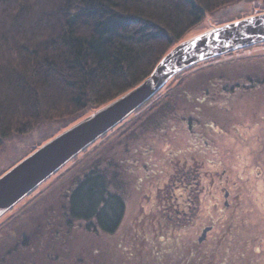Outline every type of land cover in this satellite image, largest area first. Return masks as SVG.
Wrapping results in <instances>:
<instances>
[{
	"label": "rangeland",
	"instance_id": "obj_1",
	"mask_svg": "<svg viewBox=\"0 0 264 264\" xmlns=\"http://www.w3.org/2000/svg\"><path fill=\"white\" fill-rule=\"evenodd\" d=\"M257 6H264V1L239 0L208 13L189 34L237 18ZM239 55L248 53H235L234 57ZM228 59L224 56L210 68L187 71L185 78L189 76V82L183 85L177 86L179 80H172L174 96L159 99L157 109L159 100L150 101L127 118L125 127L119 126L99 139L40 185L36 194H47L43 204L53 207L45 224L51 225L54 237L49 239L51 232L43 230L46 239L42 249L36 246L39 238L36 244L29 240L28 247L22 248L24 264H160L164 260L167 264H184L186 258L193 257L183 253L176 243L199 240L202 226L208 223H213L214 230L201 247L204 264H264V71L252 68L230 76L217 74L219 70L215 69ZM257 60L243 56L242 62ZM249 78L255 81L253 85H249ZM238 82L240 86L230 91ZM152 117L155 119L146 123ZM63 125L62 120L45 122L28 134L7 138L0 150V175L62 130ZM220 147L224 149L222 153ZM219 156L224 161L214 159ZM201 164L230 192L229 206L223 201L224 189L217 187V191L218 183L210 187L206 183L203 191L197 189L198 199L190 196V200L180 202L188 216L194 213L192 224L188 219L178 229L172 228L170 221L157 212L170 204L172 192L174 196L180 191L171 183L173 175L179 168ZM66 168L70 171L64 173ZM90 168L108 169L110 191L121 195L125 202L120 226L114 233L89 230L82 220L65 219L66 194L76 180L68 176L76 172L80 177ZM204 173L202 169L200 174ZM156 193L160 196L156 197ZM36 194V198L33 195L20 201L17 211L29 199L28 207H33L39 197ZM204 229L206 232L211 227ZM218 232L219 240L215 235ZM22 257L16 264H21Z\"/></svg>",
	"mask_w": 264,
	"mask_h": 264
},
{
	"label": "trees",
	"instance_id": "obj_2",
	"mask_svg": "<svg viewBox=\"0 0 264 264\" xmlns=\"http://www.w3.org/2000/svg\"><path fill=\"white\" fill-rule=\"evenodd\" d=\"M237 1L0 0V150L7 138L28 134L45 122L65 121L64 129L131 89L153 70L173 45L195 30L208 13ZM260 11H264V6H257L237 18ZM227 21L213 23L205 29ZM263 47L264 42H261L182 70L130 116L156 98L174 96L173 82L178 79L177 86L189 82V76L185 78L187 71L210 68L224 56L230 59L215 69L219 70L215 71L217 74L230 76L252 68L263 72ZM235 53L248 55L235 58ZM243 56L258 60L244 63ZM249 79V85H253L255 81ZM239 83H234L230 91L239 87ZM160 104L161 100L155 104L156 109ZM154 119L147 118L146 123ZM128 120L126 118L102 138ZM124 134L122 132L121 137ZM71 167L73 165L68 168ZM92 168L80 177L76 172L68 176L76 180L66 194L65 219L68 222L82 220L89 230L111 234L120 226L125 202L121 195L110 191L108 169ZM39 187L25 199L35 196ZM46 195L41 194L33 207H28L29 199L20 204L17 211V203L0 217V264H16L29 240L36 244L39 238L36 246L42 249L46 239L43 230L51 232L49 239L54 237L51 225L45 224L49 221L46 217L54 212L53 207L43 204ZM42 208L46 214L42 213ZM57 215L60 217V213ZM158 259L155 257L156 261ZM24 263L22 257L21 264Z\"/></svg>",
	"mask_w": 264,
	"mask_h": 264
},
{
	"label": "water",
	"instance_id": "obj_3",
	"mask_svg": "<svg viewBox=\"0 0 264 264\" xmlns=\"http://www.w3.org/2000/svg\"><path fill=\"white\" fill-rule=\"evenodd\" d=\"M264 42V11L233 19L173 45L137 85L39 144L0 175V217L73 158L122 123L182 70Z\"/></svg>",
	"mask_w": 264,
	"mask_h": 264
},
{
	"label": "flooded vegetation",
	"instance_id": "obj_4",
	"mask_svg": "<svg viewBox=\"0 0 264 264\" xmlns=\"http://www.w3.org/2000/svg\"><path fill=\"white\" fill-rule=\"evenodd\" d=\"M223 151H224L223 147H220V152L222 153ZM214 159L215 160L218 159V161H221V160L224 161V157H220V156L214 157ZM185 162L187 163V160H185ZM190 165H192V164H190ZM202 169L205 172L204 175L200 174ZM217 175L218 174H216V176ZM173 176H174V179L171 180L172 181L171 183L173 184L174 187H177L180 191L178 192L177 195L174 194V196H173V192H172V195H170V198L172 197V201L170 202V204H167V206L165 205V207L161 206L159 211L157 212L159 215L162 214V217H164L170 221L172 228L178 229V226L185 225V223L187 222L188 219L191 222V219L193 218L192 216L194 213L189 214V216H188L187 212L184 211V209L180 208V202H181V200L184 201V199L190 200V196L198 199V196H197L198 190L200 189V191H203L206 183L209 184V187L212 186L214 183H218L217 185H215V190L219 191L217 187L224 189L225 193L223 194V196H224L225 200H223V201L225 202V204H227L229 206L228 200H229L230 192L227 189H225L222 181L220 182L219 179H218L219 182L215 181L217 178L214 177V174L207 171L203 164H201V166L197 165L194 167L188 166L186 168H181V169L179 168L177 173H175ZM197 186H199V187H197ZM159 189H161V188H159ZM209 192H212V191L209 190ZM159 196H160L159 193H156V197H159ZM195 207L196 206H194V208ZM159 215H158V218H159ZM191 224H192V222H191ZM204 227H211V229L209 231L205 232ZM213 230H214L213 223H208V224L202 226L200 232L203 235H202V237L199 238V240H198V238H195L193 240L190 239V242H183L182 244L176 243V246L180 247L183 253H185L189 257H193V258H186L184 260V264H204V261H203L204 257H203L202 252H201V249H202L201 247H202V244H204L208 240L209 234ZM219 233L220 232L215 234L216 237L218 238V240L221 238ZM214 239H215V237L211 240L210 244H213ZM175 261H176V258L173 257V263ZM221 263H223V261L218 262V264H221Z\"/></svg>",
	"mask_w": 264,
	"mask_h": 264
}]
</instances>
